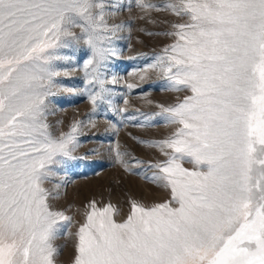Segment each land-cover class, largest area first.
Here are the masks:
<instances>
[{"label": "snow or ice", "instance_id": "1", "mask_svg": "<svg viewBox=\"0 0 264 264\" xmlns=\"http://www.w3.org/2000/svg\"><path fill=\"white\" fill-rule=\"evenodd\" d=\"M132 3L174 17L163 33L172 42L134 73L181 94L145 115L169 135L140 142L163 157L144 178L166 195L132 200L127 213L89 201L68 264H264V0ZM132 3L0 0V264H63L57 241L73 218L48 185L86 122L67 131L50 122L58 91H75L57 78L83 51V92L94 110L111 105L109 66L130 31L115 18ZM126 155L117 150L115 162L128 170Z\"/></svg>", "mask_w": 264, "mask_h": 264}, {"label": "rangeland", "instance_id": "2", "mask_svg": "<svg viewBox=\"0 0 264 264\" xmlns=\"http://www.w3.org/2000/svg\"><path fill=\"white\" fill-rule=\"evenodd\" d=\"M147 2L162 4L166 0ZM122 3L127 5L132 0H122ZM115 19L130 25V31L126 27L120 34L121 38L117 41L120 54L113 58L109 66V78L113 74L118 78L116 84L107 85L114 93L111 105L98 101L99 106L94 110L83 92L82 68L87 59L83 51L77 54L76 70L68 66V74L57 78L64 87L75 91H58L52 105L55 114L50 117V122H61L58 131H67L76 121L86 122L77 133L79 146L73 153L74 159L58 168L53 183L48 185L59 192L55 206L73 218L69 234L57 241L63 247L60 258L63 264H68L71 259L72 234L83 222L85 206L89 201L94 199L99 206L111 202L122 213H127L132 200L150 204L163 200L166 195L144 178L148 165L163 157L158 149L140 142L158 141L169 135L170 126L159 118L146 124L145 115L159 112L157 104L167 106L176 103L181 94L168 91L166 82L155 73L143 81L134 73L154 62L151 58L172 42V38L163 33L170 30L168 21L174 17L167 12L156 11L145 15L132 3L131 10L125 8ZM128 84L135 87L129 91ZM89 118L92 122H88ZM117 150L128 153L124 157L128 170L115 162ZM146 174L152 173L149 171Z\"/></svg>", "mask_w": 264, "mask_h": 264}]
</instances>
